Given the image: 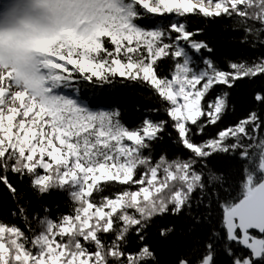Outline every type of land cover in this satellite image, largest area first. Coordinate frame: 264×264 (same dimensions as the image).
Listing matches in <instances>:
<instances>
[{
    "label": "snow or ice",
    "instance_id": "6c2138e0",
    "mask_svg": "<svg viewBox=\"0 0 264 264\" xmlns=\"http://www.w3.org/2000/svg\"><path fill=\"white\" fill-rule=\"evenodd\" d=\"M0 264H264V0H0Z\"/></svg>",
    "mask_w": 264,
    "mask_h": 264
},
{
    "label": "trees",
    "instance_id": "16d2710c",
    "mask_svg": "<svg viewBox=\"0 0 264 264\" xmlns=\"http://www.w3.org/2000/svg\"><path fill=\"white\" fill-rule=\"evenodd\" d=\"M217 48L223 55H235V49L223 41H216ZM120 102L125 104L129 109L132 108L134 104L143 103L141 98L138 95H132L128 91L122 93L120 97Z\"/></svg>",
    "mask_w": 264,
    "mask_h": 264
}]
</instances>
